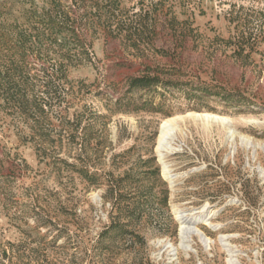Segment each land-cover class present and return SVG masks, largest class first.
<instances>
[{
    "label": "rangeland",
    "instance_id": "obj_1",
    "mask_svg": "<svg viewBox=\"0 0 264 264\" xmlns=\"http://www.w3.org/2000/svg\"><path fill=\"white\" fill-rule=\"evenodd\" d=\"M0 72V264H264V0H0Z\"/></svg>",
    "mask_w": 264,
    "mask_h": 264
},
{
    "label": "bare ground",
    "instance_id": "obj_2",
    "mask_svg": "<svg viewBox=\"0 0 264 264\" xmlns=\"http://www.w3.org/2000/svg\"><path fill=\"white\" fill-rule=\"evenodd\" d=\"M200 117H203V118L207 119L208 121H210V120H213V121H215V120H217V121L218 120L225 121L226 120V118H224L222 116H219V115H215L214 113L213 114L212 113H202V114L200 113ZM172 121H174V118L173 119L172 118L171 119H167L162 124V131H161L160 138H159V151H160V155L162 157L164 156L163 147L165 145V141H166L167 135L169 134L170 130L172 129ZM207 217H210V215L207 216ZM181 219H182V222L187 225L186 228H188V229H192L191 225H194V223L197 222L196 219L189 218V217H184V216ZM207 219H209V218H207ZM183 229H184V226H183ZM197 230L198 229H196V231ZM183 232H184V230H183ZM228 237L229 236H224V239H227ZM232 256L233 257L235 256L234 258L231 259L232 264H237L238 263V261H237V258H238L237 256L238 255L236 256V255L233 254Z\"/></svg>",
    "mask_w": 264,
    "mask_h": 264
},
{
    "label": "trees",
    "instance_id": "obj_3",
    "mask_svg": "<svg viewBox=\"0 0 264 264\" xmlns=\"http://www.w3.org/2000/svg\"><path fill=\"white\" fill-rule=\"evenodd\" d=\"M144 17L145 16L142 17V15H139V18H140L139 20H141V21H139V23L142 25V27L140 29L136 30V28H134L133 25L128 28L129 29L128 30V32H129L128 35L132 39H133V37H135L136 34H138V32H141V31H144V30H148L149 26L144 23V21H143ZM123 32H124V28L121 26L120 27V31H119L118 34H122ZM244 50H245V47H244V45L242 43L241 46H240V49H239L238 53L241 54V52H243ZM8 70H9L8 74L10 75V71L13 70L12 66H10L8 68ZM0 75H1V72H0Z\"/></svg>",
    "mask_w": 264,
    "mask_h": 264
}]
</instances>
